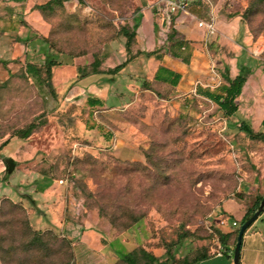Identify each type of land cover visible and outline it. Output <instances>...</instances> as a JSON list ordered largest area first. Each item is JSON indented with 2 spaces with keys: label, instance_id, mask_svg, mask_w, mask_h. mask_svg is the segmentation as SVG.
I'll return each mask as SVG.
<instances>
[{
  "label": "rangeland",
  "instance_id": "374dc122",
  "mask_svg": "<svg viewBox=\"0 0 264 264\" xmlns=\"http://www.w3.org/2000/svg\"><path fill=\"white\" fill-rule=\"evenodd\" d=\"M49 1H15L18 11L3 25L12 35L0 43L11 49L0 55V140H8L0 151L25 152L13 160L18 165L11 164L9 174L0 152V195L8 189L13 198L4 195L0 202V264H75L73 243L85 226L101 233V245L114 252L112 264H127L121 256L130 253L145 263L141 250L161 261H192L216 253L226 228L234 229L235 241L233 220L223 223L224 203L241 199L251 208L264 193V141L239 130L245 122L264 133V2L211 0L210 6L209 0H190L200 19L214 13L217 33L207 44L204 38L196 41V76L187 93L178 92L183 96L169 104L143 96L122 113L140 138L128 155L129 148L116 142L87 138L90 129L109 134L94 113L62 105L73 85L72 71H64L61 102L57 88L37 83L26 66H38L46 78L49 55L61 65L78 58L79 66L121 56L127 41L122 30L132 32L145 15L160 26L156 51L175 50L168 37L177 32V16L164 21L157 0H63L44 13L36 9ZM184 24L198 27L190 16ZM239 64L252 72L237 100L238 112L225 117L198 90L215 84L212 68L225 84L226 76L239 74ZM32 123L37 129L28 139L16 136ZM20 141H28L27 147ZM234 209L241 219L237 205ZM58 222L65 225L59 228Z\"/></svg>",
  "mask_w": 264,
  "mask_h": 264
},
{
  "label": "crops",
  "instance_id": "0c3cea01",
  "mask_svg": "<svg viewBox=\"0 0 264 264\" xmlns=\"http://www.w3.org/2000/svg\"><path fill=\"white\" fill-rule=\"evenodd\" d=\"M15 1L20 0H0V43L7 42L6 40L11 38V31L4 29L3 25L8 21L9 14L18 11V9L15 8L17 6ZM191 3L190 1V4ZM199 12L200 11L196 9L191 11L190 8V17L200 19ZM176 16V21L180 24L176 26L178 33L175 37V41L184 39L189 42L188 45L182 49L175 46V50L167 51L164 49L161 52H157L156 30L158 31L160 26L156 24L157 22L154 19L145 15L142 17V21L137 29L136 39L130 48V52H128L126 46L123 45L121 56L111 55L101 64L97 72L91 73L84 78H79L77 68L79 65L83 64H81V60L78 58H75L74 62L69 65H62L54 69L52 84L53 87L57 88V94L60 96L58 99L61 102V83L64 82L66 78V76H64V71L73 72V85L64 98L65 102H63L62 105H68L67 103H69L73 108L74 105H77L76 107H81L83 110L89 111V116L94 113L97 122L104 126L100 128L106 131L104 133H109L105 136V134L100 133L99 129H90V131L87 132V138L90 136L93 138L97 137L100 143L106 144L116 142L120 147L129 148V151L125 153L129 155L139 146L140 138L133 133L128 121L124 118L126 114L123 115L122 113L127 112L133 106L137 105L139 101L142 100L143 96L151 97L150 95H152L155 96L158 101L169 104L183 96L178 94V92L187 93L189 90V82L196 76L193 72V63L199 53V44H197L196 41L204 38L207 44L211 37L207 39L204 30L198 27L192 28L184 24L189 16L183 14H178ZM147 18H150V24H148ZM192 20L194 19L192 18ZM196 29L201 30L199 36L195 33ZM173 43L175 44V42ZM12 46L18 48V43H13ZM10 50V48L1 45L0 55L4 52L8 54ZM173 51H175L179 57L175 56ZM182 51H187L189 54L193 52V55L190 58L189 54L186 56ZM15 52L17 54L15 53L14 57H18L20 54L18 49H15ZM152 52H155V55H147ZM119 58L122 59L120 60ZM184 58L189 59V62L185 63ZM125 63L126 65L118 73H108L110 70ZM89 64L90 63H86V65ZM161 68L180 75L181 78L177 86H173L169 83L173 79L170 73L160 74L162 78L169 80V82L155 80ZM160 95L163 96L162 99ZM89 100H92L95 104L91 106ZM98 115H100V117H98ZM118 123H120V125ZM7 141L1 142L0 140V147L4 145V143H8ZM11 143L13 144L14 140ZM19 144L21 147H27L28 141H20ZM3 151L5 152L4 157L15 161H19L18 158L22 157V153L25 152L21 149V152L13 153L9 147L5 148ZM7 186L10 187L12 185L7 184ZM1 191L5 192L4 195L7 196V198L13 199L7 195L9 193L8 189H6V191ZM46 193L48 194L50 192ZM22 195L23 193L20 194L18 199L22 200ZM42 195H44V193ZM3 196L0 195V202ZM32 199L33 201L37 199L43 201L42 198L39 199L35 196L32 197ZM56 205L57 204H53L51 206ZM235 205H237L238 211L241 212V219L236 217ZM39 206L40 205H38V208ZM244 216L245 210L241 203L236 200L224 203L222 215L224 223H227L228 220H233V223L237 222L240 226ZM55 225L61 228L65 224L58 222V224ZM226 229L223 230L225 234L233 233L232 231L234 229ZM235 229H238V227H235ZM101 237V233L87 226L84 227V232L81 233L79 239L73 243L75 264H112L114 252L107 250L101 245ZM233 242L231 236L226 245H220V253L219 250H217L216 253L209 254L205 260L200 262L191 261L187 264H234L233 255L236 245ZM240 264H264V210L243 237Z\"/></svg>",
  "mask_w": 264,
  "mask_h": 264
},
{
  "label": "trees",
  "instance_id": "16d2710c",
  "mask_svg": "<svg viewBox=\"0 0 264 264\" xmlns=\"http://www.w3.org/2000/svg\"><path fill=\"white\" fill-rule=\"evenodd\" d=\"M62 1L63 0H50L44 5L38 6L36 9L44 13L48 8H51L55 4H61ZM258 1L264 2V0H258ZM209 2L213 4L211 0H209ZM139 25H140L139 23H136L134 25L132 32L128 31L127 29L122 30L123 36L127 39L126 49L128 52H130V48L135 42L136 35H137V29L139 28ZM176 35H177V32L173 31L168 37V41H174L175 42L174 45L178 47L179 49L186 47V45H188L189 42H187L184 39L175 41ZM173 54L179 57V55L175 51H173ZM147 55L153 56L155 55V52L148 53ZM184 61L185 63H188L189 59L184 58ZM101 64H102L101 61L96 60L90 66H78L77 68L78 74H79L78 77L84 78L90 75L91 73L97 72ZM125 65L126 63L120 66H117L115 69L110 70L108 73H111V74L118 73ZM60 66L62 65L56 62L55 56L49 55L46 57V63H45V74L47 76L46 78L42 77V69L31 63L27 64L26 72L29 76L33 77L37 81V83L45 84L48 87L49 91H54L53 84H52L53 69L60 67ZM251 72H252L251 69H249L248 67L242 64H239V74L234 79H231L229 76H226L225 77L226 83L225 84L222 83V85L218 87L217 90H211L209 88H200L198 90V95L208 98L209 100L214 102L219 107V109L223 112L225 117H232L239 110V105L237 103V100L242 95L243 88L245 84L247 83L248 76L251 74ZM163 73L172 74L173 79L169 82V80L162 78L160 74H163ZM180 78H181L180 75L175 74L167 69L161 68L158 71L155 77V80L169 82L171 85L177 86ZM89 104L92 106L95 103H93L92 100L91 101L89 100ZM263 126H264V122H263ZM35 129H37V124L32 123L29 125L27 129H23L19 131L16 134V136L21 139H28L32 135ZM239 130L240 132L246 134L251 139L264 141V133L255 132V130L245 122H243L240 125ZM5 162H6V167H7V174L12 173L14 169L12 166L18 165L17 162H14L10 158H6ZM263 197H264V194L259 196L251 208L247 207L241 199H236L237 202L243 205V208L245 210V216L241 221L240 227L236 231V239L234 241L235 245L237 243V238H238V234H239L241 226L256 213V211L260 207ZM231 236H232V233L231 234H221L220 235L221 244L226 245ZM170 249L171 248H168L167 254L170 253ZM141 256L147 259L145 263L140 262L139 256L136 253L122 255L121 259L127 264H177L175 262L174 257L172 258V261H169L168 259L165 261H161L159 257H156L153 254H150L146 250H141ZM208 256L209 255L207 254H203L201 256L196 257L192 261L200 262L202 260H205ZM189 262L191 261L184 260L182 264H187Z\"/></svg>",
  "mask_w": 264,
  "mask_h": 264
},
{
  "label": "built area",
  "instance_id": "2783aa9c",
  "mask_svg": "<svg viewBox=\"0 0 264 264\" xmlns=\"http://www.w3.org/2000/svg\"><path fill=\"white\" fill-rule=\"evenodd\" d=\"M155 5H157L158 10L164 14L166 17L164 18V21L170 22L174 16L178 14H183L187 16L190 15V1L189 0H157L155 2ZM210 6L212 4L209 3ZM198 26V28L202 29L205 31L206 38L209 39L210 37L216 35L217 33V18L214 15V13L210 14L208 19H198L195 17H192ZM212 74H213V81L215 82L214 85L212 84H207L203 85L202 87L204 88H209L211 90H215L218 87L222 85V80L220 75L216 73L214 68H212ZM60 183H64V181H60ZM224 223V222H223ZM234 227H240L237 222L233 223ZM219 253H220V249Z\"/></svg>",
  "mask_w": 264,
  "mask_h": 264
},
{
  "label": "water",
  "instance_id": "95a60500",
  "mask_svg": "<svg viewBox=\"0 0 264 264\" xmlns=\"http://www.w3.org/2000/svg\"><path fill=\"white\" fill-rule=\"evenodd\" d=\"M263 210H264V197H263L262 202L260 204V207L256 211V213L249 220H247L240 228V231H239V234H238V238H237L236 247H235V252H234V264H240L243 237H244L245 233L247 232V230L260 217V215L263 212Z\"/></svg>",
  "mask_w": 264,
  "mask_h": 264
}]
</instances>
